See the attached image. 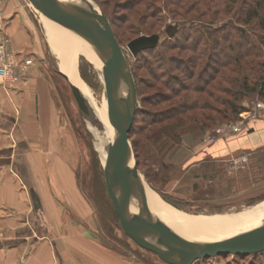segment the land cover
<instances>
[{"label": "rangeland", "instance_id": "obj_1", "mask_svg": "<svg viewBox=\"0 0 264 264\" xmlns=\"http://www.w3.org/2000/svg\"><path fill=\"white\" fill-rule=\"evenodd\" d=\"M9 1L10 0H0V34L7 36L10 50L12 54H14L11 47V39L6 29L7 23L3 22V17L8 12V10L5 9V3ZM92 1L95 6L105 14L120 46L126 54L129 67H133L136 74L134 79V82H137L136 109L138 108L140 113L137 118H135V121L133 119L132 122V125L134 124L135 133L131 132L128 134L131 149L136 161V147H133L131 139H140V134L142 132L146 133L147 131V129L145 131L143 130L144 127H147L148 123L152 122L153 118H164L167 112H171L173 108L181 104L179 102L187 100L189 94H191L190 96H192V98L195 96L192 89H186L181 91L180 94H174V92L171 91V85L167 83V75L169 73L178 75L185 84L189 83L191 80L186 79L182 73H179L180 71L173 70V66H176L175 62L177 61L175 59L178 61L180 59L189 60V58L194 57L188 48L183 49L182 47L185 43L192 45L193 39H198L201 34L196 33L194 31L196 28L194 29V27H192V37L186 39L187 37H185L184 34L188 33V31H184L183 34H180V31L190 24L195 25L196 23L217 28L226 23L235 24L236 22H234L233 15L229 14V16L223 17V19L217 23H209L208 18L200 17L201 15L193 12L192 9L191 11L183 12L186 14L184 16L185 18H172L173 15L168 13L164 8L160 13L161 15L153 17L151 16V12L153 11L150 6L138 0ZM19 2L21 3L19 4L21 11L28 9V13L30 14L29 17L36 28L35 34L38 44L36 47H30L29 55H32L31 57H33L36 65L40 67V70L53 80L52 91L54 90L53 95L57 105L54 115L56 116L55 118L59 120L57 123L58 127L60 126L58 131L60 129L61 134L59 137L61 145L56 147H60L61 150H59V152L63 151V157H66V159L61 161H46V164L49 163L46 168L45 162H39L36 166L33 165V167H30L27 165L28 162L25 161L23 165L27 166L26 168H31V174L37 181L43 179L41 182L45 183L46 187L48 186L50 190L52 189L53 192H56V195L61 200L62 207H65V213H67L69 217L81 222L85 231L101 244L113 248L119 253H123L128 258L129 256H133V259L142 261L144 264H167L154 253L138 246L122 230L113 212V207L105 186L103 167L95 146L96 142L93 136V130L96 131L95 129H97L99 131L101 129L96 124L90 123V121L82 115L71 93L68 82L57 72L59 60L51 53L49 43L46 41L47 39L42 24L39 21L41 12L29 0H19ZM189 2L191 3L192 0H189ZM155 4H162V2L160 1ZM190 17H193V19H190ZM174 23H177L179 28V32L176 35L177 37L167 36L165 27L168 24ZM152 33H158L160 35V45L154 49L155 51L153 53L148 51L140 52L138 56L136 55L137 57L132 56L130 50L127 48V43L141 34ZM235 38L237 37L235 36ZM209 42L211 43V41ZM223 43L225 44V42ZM79 48L78 45L74 46L72 58L74 69L80 79H82L93 92V96L99 99L104 89L103 83L100 84L98 81L99 71L89 62L90 60ZM204 48H207V46L202 45L199 47V49ZM39 57L45 61V65L38 61ZM13 58L17 61L15 57ZM156 61L161 62V70L160 68L153 67ZM198 62V65L194 68L196 73L197 70H200V66L203 64L204 59H200ZM168 65L171 67L170 70L167 67ZM176 69H178V67H176ZM164 71L166 73H163ZM212 73L213 69L210 68L203 74V77L208 78ZM13 84L14 83H12V85ZM173 88L178 89L179 87L175 85ZM199 95L204 98V94L199 93ZM106 96L108 97L107 94ZM207 99L210 98L207 96ZM250 99L252 98H244L241 103L249 104ZM216 105L220 107L219 104ZM192 111V108H189L186 114L192 117ZM220 123L222 122H217L210 127L202 129L199 125H192L191 121H188L186 125H177L167 119L159 123V127L155 125L153 129L156 128L154 133L156 135L158 134L157 140H144L139 148L141 164L138 166V170L145 186L163 202L186 214H198L205 211L210 213L214 211L219 212L223 209H230L236 205H243V210L239 211L241 212L250 205L264 199V190L259 191L261 186L258 188L256 186L253 187V185H250V188L246 186L238 187L234 183V185L230 187V191H228L226 187L222 188L217 186L204 188V186L200 184L198 186L192 185L185 177L184 164L192 152V144L197 143L202 145L203 143L201 140L205 133L210 128ZM95 125L96 127H94ZM156 131L158 133H156ZM175 132H177V135H175ZM159 147L162 148L165 154V162L162 163L161 166L157 165L156 161L155 164L147 165L144 161V155L146 152H152ZM245 157V162H239L238 166L235 168L232 166L233 160L225 164L222 162V164H224V166L228 165L234 173L245 172L248 170V158L247 156ZM6 248L4 247V249ZM47 248L49 247L43 244L41 248L38 247V249H35V252L39 254V256L36 255L35 258L38 262H44L46 259L45 254L51 252V250ZM28 249L29 248H26L20 256L16 257L17 262L15 264L28 263V255L30 253ZM0 264H2V262ZM192 264H264V251L253 254H219L213 257L198 259Z\"/></svg>", "mask_w": 264, "mask_h": 264}, {"label": "crops", "instance_id": "obj_2", "mask_svg": "<svg viewBox=\"0 0 264 264\" xmlns=\"http://www.w3.org/2000/svg\"><path fill=\"white\" fill-rule=\"evenodd\" d=\"M19 4V0L5 3L8 12L3 22L7 23L14 57L22 62L32 56L30 47L38 43L28 9L21 11ZM31 58L27 72L13 85L6 86L0 81V263L15 264L16 257L29 248L27 264H144L96 240L81 222L65 213L56 192L46 187L41 182L43 179L37 181L31 168L23 165L25 161L30 167L45 162L46 168L49 164L46 161L66 159L64 152H59L61 148L56 147L61 145V134L59 120L54 115L57 105L53 80ZM38 61L45 65L42 58ZM243 155L248 158L247 171L234 173L228 165L224 166ZM184 167V175L192 185L220 186L230 191L235 183L238 187L261 186L259 191H263L264 118L247 119L241 131L219 137L209 145L192 144ZM31 187L40 201L37 211L33 210ZM243 208L236 205L219 212L198 214L235 213ZM43 244L51 252L40 263L35 259L39 256L35 249Z\"/></svg>", "mask_w": 264, "mask_h": 264}, {"label": "water", "instance_id": "obj_3", "mask_svg": "<svg viewBox=\"0 0 264 264\" xmlns=\"http://www.w3.org/2000/svg\"><path fill=\"white\" fill-rule=\"evenodd\" d=\"M36 8L63 28L86 41L102 63L104 90L116 108L114 136L106 145L105 186L124 233L138 246L154 253L167 264H192L198 259L219 254H253L264 251V217L260 224L248 231L220 240H201L181 236L150 210L144 190V181L129 141L137 106L134 78L128 59L116 40L105 16L92 0L93 9L78 0H29ZM177 23L165 27L172 36ZM160 35L141 34L127 43L132 56L143 49L152 48ZM68 82L78 108L92 124L97 125L90 106L78 86L67 75L57 70ZM100 127V125H97ZM33 210L40 209V201L29 188Z\"/></svg>", "mask_w": 264, "mask_h": 264}, {"label": "trees", "instance_id": "obj_4", "mask_svg": "<svg viewBox=\"0 0 264 264\" xmlns=\"http://www.w3.org/2000/svg\"><path fill=\"white\" fill-rule=\"evenodd\" d=\"M138 1L150 6L153 11L151 16L153 17L161 15L160 13L164 8L173 15L172 18H185L186 14L183 12L191 11L192 9L193 12L201 15L200 17L208 18L209 23H217L223 17L229 16V14L233 15L236 23H226L217 28L196 23L195 25L190 24L180 31V34L188 31V33L184 34L187 37L186 39L192 37V27L196 28L194 30L196 33L201 34L198 39H193L192 45L185 43L182 47L183 49L188 48L194 57L189 58V60L180 59L178 61L175 59L177 62L174 61L176 66H173V70L180 71L179 73H182L186 79L191 80L185 84L178 75L169 73L167 75V83L171 85V91L174 94H180L183 90L192 89L195 96L192 98L191 94H189L187 100L179 102L181 104L173 108L171 112H167L164 118H153L152 122H149L148 126L143 129L144 131L147 129L146 133H141L140 131V139H131L133 147H136L134 149L137 168L141 164V154L139 152L141 144L144 140H157L158 134L154 133L156 128L153 129V127L155 125L159 127V123L162 121L168 119L177 125H186L188 121H191L192 125H199L203 129L217 122L236 119L238 114L244 109V105L241 103L244 98L264 99V0H192L191 3L189 0ZM160 1L162 4H155ZM190 19H193V17H190ZM178 32L179 28L177 27L172 36L175 37ZM116 40L118 41L117 37ZM159 45L160 39L156 46L139 51L137 56L140 52L148 51L153 53L154 49ZM202 45H206L207 48L199 49ZM198 57L202 60L204 59V62L196 73L194 68L199 63L200 59ZM160 64L161 62L156 61L153 67L161 70ZM167 67L170 70L171 67L169 65ZM210 68L213 69V73L208 78H204L203 74ZM130 69L135 79L136 74L133 67ZM163 73L166 72L164 71ZM135 84L137 87V82ZM175 85L179 88H173ZM199 93L204 94V98ZM207 96L210 99H207ZM216 104H219L221 108ZM189 108L193 110L192 117L186 114ZM139 113L140 110L137 108L134 114V121ZM133 125L129 134L131 132L135 133ZM157 131L156 133H158ZM175 135H177V132H175ZM164 156L162 148L159 147L152 152H146L144 161L147 165L155 164L156 161V164L161 166L165 162ZM115 217L117 218L116 214Z\"/></svg>", "mask_w": 264, "mask_h": 264}, {"label": "bare ground", "instance_id": "obj_5", "mask_svg": "<svg viewBox=\"0 0 264 264\" xmlns=\"http://www.w3.org/2000/svg\"><path fill=\"white\" fill-rule=\"evenodd\" d=\"M78 1L87 8H94L89 0ZM39 21L42 24L51 53L59 60L57 70L66 74L70 82L78 86L82 95L87 100L94 118L97 120V125H100L101 130H93V136L96 142V150L99 153L103 167V175H105L107 171L106 145L114 136L116 108L109 96H106L104 89L100 98H95L90 88H88L85 82L76 74L72 62L74 46L78 45L80 47L79 49L82 50L90 60L89 62L98 69V81L100 84L103 83L102 63L86 41L56 22H54V26L53 21L42 13L39 15ZM94 127H96V125ZM144 190L150 210L156 213L159 218L174 231L187 238L209 241L220 240L257 227L264 217V199L253 204L244 211L237 213H216L213 215L186 214L163 202L156 194L151 192L145 184Z\"/></svg>", "mask_w": 264, "mask_h": 264}, {"label": "built area", "instance_id": "obj_6", "mask_svg": "<svg viewBox=\"0 0 264 264\" xmlns=\"http://www.w3.org/2000/svg\"><path fill=\"white\" fill-rule=\"evenodd\" d=\"M8 41L6 35L0 34V81L10 85L17 82L27 72L32 58H24L22 62L15 61ZM249 102V104L243 103L244 109L238 114L237 119L225 121L210 128L201 142L211 144L219 137H226L241 131L247 119L264 118V99L252 98ZM245 160L244 155L240 156L233 161L232 166L235 168L239 162H245Z\"/></svg>", "mask_w": 264, "mask_h": 264}]
</instances>
